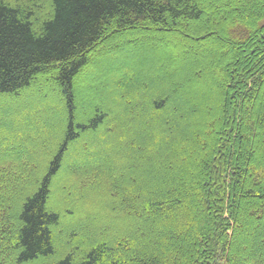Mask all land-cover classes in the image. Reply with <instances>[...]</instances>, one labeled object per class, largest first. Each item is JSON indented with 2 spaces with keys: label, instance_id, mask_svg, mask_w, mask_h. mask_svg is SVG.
Masks as SVG:
<instances>
[{
  "label": "trees",
  "instance_id": "obj_1",
  "mask_svg": "<svg viewBox=\"0 0 264 264\" xmlns=\"http://www.w3.org/2000/svg\"><path fill=\"white\" fill-rule=\"evenodd\" d=\"M33 87L56 104L0 121V264H264V0H0V96Z\"/></svg>",
  "mask_w": 264,
  "mask_h": 264
},
{
  "label": "rangeland",
  "instance_id": "obj_2",
  "mask_svg": "<svg viewBox=\"0 0 264 264\" xmlns=\"http://www.w3.org/2000/svg\"><path fill=\"white\" fill-rule=\"evenodd\" d=\"M122 44L123 43H121V47L118 51H116L117 49L113 51L112 49H110V47H107L103 51H100L101 54H97L95 57H93L92 60L94 62L92 61V63H90L89 66L85 69L84 74L81 75V79L79 82L80 85L78 88V92L80 93H77L79 98H82L86 95V88H84L82 84L85 83L87 79L92 80L95 77H101L103 79L105 75H109L112 72L115 65H118L120 63L126 64L128 62V58L131 56V53H128V50L126 51V46ZM139 64L142 66L145 65L143 61H140ZM38 88L39 90H37ZM45 89H42V87H33L31 88V90H28V92L23 93V95L19 97L0 96V121L2 123H6L9 120L7 123L13 124L11 121L14 119L16 122L28 121V124H30L31 121L29 116L31 115L30 113H28V110L29 112L30 110H33L36 113H41L42 111L39 109L40 105L44 104V106H47L49 104H56L55 95L49 88L45 87ZM93 93H95V90L93 91ZM85 101V103H87L88 98H85ZM51 116L54 117L55 121V111L51 112ZM53 117L52 120L49 121L52 128L54 127ZM71 160L72 158L69 157L68 161L71 162ZM64 166L65 168H67L66 163L64 164Z\"/></svg>",
  "mask_w": 264,
  "mask_h": 264
}]
</instances>
